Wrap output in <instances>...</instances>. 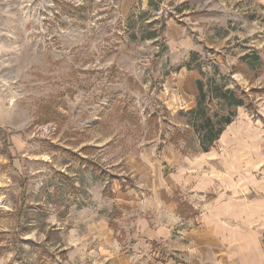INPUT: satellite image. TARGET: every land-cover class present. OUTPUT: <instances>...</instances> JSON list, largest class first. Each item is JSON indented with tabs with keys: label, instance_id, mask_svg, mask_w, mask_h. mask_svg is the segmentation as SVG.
I'll list each match as a JSON object with an SVG mask.
<instances>
[{
	"label": "rangeland",
	"instance_id": "374dc122",
	"mask_svg": "<svg viewBox=\"0 0 264 264\" xmlns=\"http://www.w3.org/2000/svg\"><path fill=\"white\" fill-rule=\"evenodd\" d=\"M204 77L250 104L206 153ZM38 247L264 264V0H0V264Z\"/></svg>",
	"mask_w": 264,
	"mask_h": 264
},
{
	"label": "trees",
	"instance_id": "16d2710c",
	"mask_svg": "<svg viewBox=\"0 0 264 264\" xmlns=\"http://www.w3.org/2000/svg\"><path fill=\"white\" fill-rule=\"evenodd\" d=\"M254 60H248V65H253ZM186 68H189L185 65ZM226 82L217 84L213 79L206 78L196 82L198 97L195 108L184 113H179L186 118V127L197 139L198 151L209 152L220 138L222 132L234 121L236 110L245 107L250 109V104L245 101L246 95L238 90L226 88ZM214 104V105H213ZM216 108V111L214 109ZM110 225V224H109ZM37 264H54L53 256L49 255L43 247H38L36 253ZM22 264H28L26 261Z\"/></svg>",
	"mask_w": 264,
	"mask_h": 264
}]
</instances>
